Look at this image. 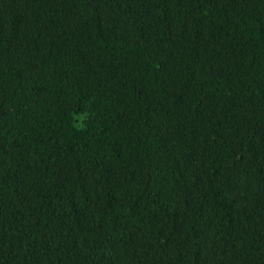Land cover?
Here are the masks:
<instances>
[{"label": "trees", "instance_id": "trees-1", "mask_svg": "<svg viewBox=\"0 0 264 264\" xmlns=\"http://www.w3.org/2000/svg\"><path fill=\"white\" fill-rule=\"evenodd\" d=\"M0 264H264V0H0Z\"/></svg>", "mask_w": 264, "mask_h": 264}]
</instances>
